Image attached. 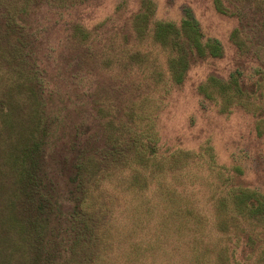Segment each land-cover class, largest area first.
<instances>
[{
	"label": "rangeland",
	"instance_id": "1",
	"mask_svg": "<svg viewBox=\"0 0 264 264\" xmlns=\"http://www.w3.org/2000/svg\"><path fill=\"white\" fill-rule=\"evenodd\" d=\"M62 1L67 8L34 0L37 7L26 15L25 27L32 39L31 64L45 94L70 96L68 104L81 114H71L66 122L78 124L84 139H95L97 153L108 167H103L95 191L97 204L108 210L102 224L108 228L107 246L97 264H162L164 253L155 260L147 239L156 231L171 237L181 228L188 237L185 229L202 219L206 228L200 225L199 231L209 235L211 243L216 236L224 238L222 253L236 243L238 259L244 249L256 250L238 239L243 236L244 230H237L241 225H217L219 214L211 200L231 184L264 195V135L257 132V126H264V94L260 101L261 94L250 92L256 81L264 93V0ZM189 18L199 23L204 42L217 41L220 55L193 64L184 84L177 86L170 82L169 66L171 54L177 52L156 37L157 23L179 26ZM208 78L230 87L233 97L245 93L246 105L238 96L231 102L236 107L220 112L221 100L212 102L198 91ZM233 79L240 83L236 91L228 84ZM148 137L156 139L157 153L142 148L145 154L133 162L132 140L140 145ZM48 154L52 148L45 153L49 178L63 194L73 174L75 152L65 143L52 154L55 163ZM197 154L206 160L212 155L214 166L200 165ZM117 158L122 165H114ZM104 172L111 175L105 178ZM241 221L244 229H253L251 233L264 234V216ZM135 246L147 249L142 260L141 248L137 263L128 258L129 248ZM91 252L95 257L99 251L91 247ZM180 252L172 264L190 257L188 250ZM222 253L211 256L212 264L224 262ZM253 256L246 264H255L258 257Z\"/></svg>",
	"mask_w": 264,
	"mask_h": 264
},
{
	"label": "trees",
	"instance_id": "2",
	"mask_svg": "<svg viewBox=\"0 0 264 264\" xmlns=\"http://www.w3.org/2000/svg\"><path fill=\"white\" fill-rule=\"evenodd\" d=\"M51 1L55 9L68 7H62V0ZM36 7L34 0H0V264H86L89 259V264H97V259L107 246L105 237L108 228H102V224L107 221L108 210H103L97 204L99 196L95 191L100 187L99 175L105 171L103 167H108L101 153H97L95 139H84L78 124L67 123L71 120V114H81L77 107L71 108L68 104L70 96L58 91L46 95L34 72L30 49L32 39L25 23L26 15ZM151 11L149 8L145 13L146 18ZM156 37L177 52V55L171 54L169 59L170 82L177 86L184 84L193 64L220 55V45L217 41L204 42L199 23L193 18L183 20L179 26L158 22ZM228 84L235 91L240 88L237 79ZM242 84V89H245L246 84ZM257 86L255 81L250 92L253 95L261 94V101L264 93ZM229 89L222 81L212 78L198 86L199 93L206 99L215 103L221 100L219 110L222 113L236 107L231 102L238 96L240 102L246 105L242 96L245 93L237 92L233 97ZM70 103L72 107L75 106L73 102ZM257 132L260 136L264 135V126H257ZM147 140L142 142V139L141 146L132 140L134 148L129 159L133 162L140 160L145 154L142 149L145 147L151 148L153 154L157 153L156 139L148 137ZM65 143L75 152V157L67 190L61 194L56 183L49 178L45 153L47 148H52L54 154L55 149ZM82 144L83 147H79ZM52 154H48V159H53L55 163L57 159ZM202 157L203 154L197 157L200 165L214 166L212 155H209V160ZM118 160L114 165H122L117 164ZM106 172L105 178L109 175ZM225 180L230 181L229 178ZM232 181L235 182L233 178ZM242 188V184H231L226 189L222 188V194L220 192L213 197L211 202L219 214L215 222L220 228L229 227V222L232 226L241 225L237 230H244L243 236L240 234L238 239H244V244L247 241L252 243L256 250L244 249L238 259L236 243L232 249L222 253L224 238L216 236V242L211 243L210 236L199 231L200 225L206 228L202 219L199 221L201 224L191 226L196 228L195 232L190 227L185 229L189 231L188 237L183 235L182 228L181 233L175 230L171 237L154 232L147 239L151 240L150 246L147 244L151 256L157 260L164 253L160 256L161 263L172 264L179 251L182 253L186 249L190 257L183 256V264H212L211 256L214 253L219 257L222 253L224 262L219 264H246L252 255L251 259L258 257L255 264H264V250L261 248L264 234L258 231L257 234L251 233L253 229H244L241 221L242 217L251 221L264 216V195ZM247 234L253 235L254 240ZM91 247L99 251L95 257L92 256ZM141 248H129L128 258L134 263L138 262ZM146 250H141L142 260ZM174 250H178V253L171 254Z\"/></svg>",
	"mask_w": 264,
	"mask_h": 264
}]
</instances>
